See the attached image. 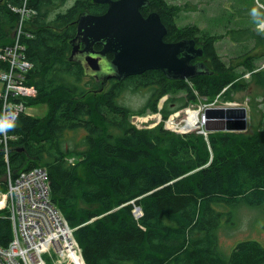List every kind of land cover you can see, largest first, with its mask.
I'll use <instances>...</instances> for the list:
<instances>
[{"label":"trees","instance_id":"trees-1","mask_svg":"<svg viewBox=\"0 0 264 264\" xmlns=\"http://www.w3.org/2000/svg\"><path fill=\"white\" fill-rule=\"evenodd\" d=\"M66 1L28 0L33 12L25 19L30 37L24 35L22 53L33 63L26 76L37 94L26 106L46 103L48 113L37 117L23 112L17 118V127L8 132L13 136L11 169L48 170L52 200L76 228L87 264H264L259 241H241L223 257L216 235L224 219L232 222L230 207L244 203L264 210V129L205 135L196 130L178 133L163 121L140 128L130 120L135 113L158 111L165 95L183 108L200 97L214 100L223 91L243 89L237 79L246 71L264 86V67L248 56L239 73L219 58L218 36L195 24L181 27L167 21L165 41L194 39L203 49L199 59L212 73L172 80L154 69L113 79L102 89V83L68 57L80 14H102L107 5L75 0L63 11ZM23 3L0 0V52L13 42L17 9ZM231 33L234 40L252 38L254 47L264 45V35L248 28ZM9 62L0 58V71ZM130 85L150 90V101L135 113L118 101ZM171 112L165 104L163 118ZM80 130L84 135L75 147H67L64 135ZM71 155L78 159L70 161ZM6 170L0 143V184ZM136 207L142 209L139 217ZM12 237L10 219L0 217V245L7 246Z\"/></svg>","mask_w":264,"mask_h":264},{"label":"rangeland","instance_id":"rangeland-1","mask_svg":"<svg viewBox=\"0 0 264 264\" xmlns=\"http://www.w3.org/2000/svg\"><path fill=\"white\" fill-rule=\"evenodd\" d=\"M172 6L178 16V26L197 25L202 29H206L212 35L218 36L216 52L219 58L226 66H232L237 72L242 73L245 66L244 60L248 56H255L254 62L258 66L264 67V45L255 46V40L249 41L234 40L232 29H250V31L261 33L257 27L258 20L252 16V10L255 8L260 14V19L264 17V0H164ZM75 3V0H67L61 7L65 11ZM54 11L50 16L54 17ZM19 23L17 21L16 25ZM28 20L25 21V28ZM16 28V27H15ZM15 31V29H14ZM14 37V35H13ZM158 70V69H157ZM127 78V77H126ZM89 80L88 77H86ZM116 78L103 80L102 89L111 86L112 81ZM125 79V78H124ZM123 79V80H124ZM118 80V79H116ZM240 83H244L243 89L220 93L214 100L208 98H199L195 103H189L187 106L180 108L179 100L172 101L168 99L170 95L163 96L158 104V111L152 112L147 110L144 114L135 113L150 101V90L148 88H134L133 85L127 87L119 97V103L133 110L135 114L130 115V120L136 126L153 127L162 121L165 128L178 133L196 130L199 133H205L204 113L208 107H246L248 111V133L256 130L264 129V86L252 80L251 73L245 72L239 75L237 79ZM121 81V80H119ZM225 90V89H224ZM181 92L178 95H182ZM177 95V96H178ZM172 110L166 119L163 118L164 105ZM9 109L1 107L0 114L8 112ZM26 113L43 117L48 113L46 103H34L26 108ZM202 121V122H201ZM171 126H170V125ZM186 127L187 129L183 128ZM191 127V128H190ZM194 127V128H192ZM84 135V131H70L64 135L67 147H75ZM70 161H76L78 157L70 156ZM10 160V159H9ZM6 161V154H5ZM7 163V161H6ZM0 184V196L7 191L5 181L2 178ZM139 208V209H138ZM231 211L230 220L224 219L222 225L216 230L218 237V250L223 257H228L241 241L255 240L264 245V210L259 207L238 203L228 209ZM135 216L142 215V209L136 207L134 209ZM48 264H55L54 259L49 255H44Z\"/></svg>","mask_w":264,"mask_h":264},{"label":"water","instance_id":"water-1","mask_svg":"<svg viewBox=\"0 0 264 264\" xmlns=\"http://www.w3.org/2000/svg\"><path fill=\"white\" fill-rule=\"evenodd\" d=\"M108 5L106 12L92 14L84 11L76 23L71 40L70 61L83 63L86 73L96 80L100 74L110 72L103 80H123L147 70H161L167 78L190 79L212 73L204 61L194 63L203 56L194 39L167 42V27L157 12L144 18L141 7L149 0H93ZM81 44L83 48H80ZM101 49L96 50L95 45ZM108 54L113 58L109 59ZM205 135L215 131H247L246 107H208L205 109ZM185 133V132H184ZM139 209V208H138Z\"/></svg>","mask_w":264,"mask_h":264},{"label":"built area","instance_id":"built-area-1","mask_svg":"<svg viewBox=\"0 0 264 264\" xmlns=\"http://www.w3.org/2000/svg\"><path fill=\"white\" fill-rule=\"evenodd\" d=\"M19 23L14 31L13 42L1 49L0 58L8 60V67L0 71V111L3 106L18 118L26 112L27 101L37 94L28 85L26 72L33 63L26 60L22 39L28 36L25 19L33 12L24 0ZM23 43V44H22ZM3 114V112H2ZM188 132V130H185ZM13 136L0 134V143L6 154L7 170L4 176L7 191L0 196V217L9 218L12 224V240L7 246L0 245V264H48L44 255L54 259L55 264H87L83 250L63 212L51 196L48 170L44 167L14 172L10 167L9 140Z\"/></svg>","mask_w":264,"mask_h":264},{"label":"flooded vegetation","instance_id":"flooded-vegetation-1","mask_svg":"<svg viewBox=\"0 0 264 264\" xmlns=\"http://www.w3.org/2000/svg\"><path fill=\"white\" fill-rule=\"evenodd\" d=\"M160 1L161 0H157V1L156 0H149L148 4L145 5V6H142L140 10H141V13H142L144 18H147V17L150 16V14H152L154 12H157L159 14V16H160V19H161L162 23L167 27V33H168L169 25L166 22L167 21H170V22L177 21L179 15L176 14L175 9H172L171 5H169L165 1H164V3H162V1L161 2ZM156 6H158L161 9L156 8ZM107 7H108V5H107ZM80 48H83L82 44H81ZM95 49L96 50L101 49V45L100 44L95 45ZM71 52H72V50H71ZM109 55H112V54H108L109 59H112L113 55L111 57ZM199 61H202V60L197 58L196 60H194V63H197ZM73 62L81 64L84 69H86V68L89 69L90 68V67H86L81 62H77V61H73ZM152 70H154V69H152ZM102 76H103V74H100V77H102ZM94 79H96V78H94ZM98 82L102 83L100 80Z\"/></svg>","mask_w":264,"mask_h":264},{"label":"clouds","instance_id":"clouds-1","mask_svg":"<svg viewBox=\"0 0 264 264\" xmlns=\"http://www.w3.org/2000/svg\"><path fill=\"white\" fill-rule=\"evenodd\" d=\"M252 16L257 18V27L259 30L264 31V19H260V14L254 8L252 10ZM17 127V117L15 113L5 112L0 114V134H7L9 131L14 130Z\"/></svg>","mask_w":264,"mask_h":264},{"label":"bare ground","instance_id":"bare-ground-1","mask_svg":"<svg viewBox=\"0 0 264 264\" xmlns=\"http://www.w3.org/2000/svg\"><path fill=\"white\" fill-rule=\"evenodd\" d=\"M109 73H110V72H105V73L103 74V76L100 78V81H102V80H103V78H105L106 76H108V75H109ZM201 122H202V121H201ZM169 125H170V124H169ZM170 126H171V125H170ZM183 128H184V129H187V128H186V127H184V126H183ZM190 128H191V127H190ZM192 128H194V127H192Z\"/></svg>","mask_w":264,"mask_h":264}]
</instances>
